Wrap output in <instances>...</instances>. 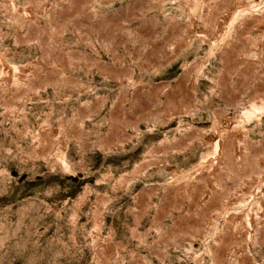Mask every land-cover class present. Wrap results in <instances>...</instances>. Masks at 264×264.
<instances>
[{"label":"rangeland","instance_id":"374dc122","mask_svg":"<svg viewBox=\"0 0 264 264\" xmlns=\"http://www.w3.org/2000/svg\"><path fill=\"white\" fill-rule=\"evenodd\" d=\"M0 264H264V0H0Z\"/></svg>","mask_w":264,"mask_h":264},{"label":"bare ground","instance_id":"6f19581e","mask_svg":"<svg viewBox=\"0 0 264 264\" xmlns=\"http://www.w3.org/2000/svg\"><path fill=\"white\" fill-rule=\"evenodd\" d=\"M151 54H152V53H151ZM151 54H150V56H149V55H148V56L151 57ZM152 55H153V54H152ZM153 56H154V55H153ZM181 78H183V77H181ZM181 80H182V79H181ZM183 81H184V80H183ZM181 84H182V83H181ZM183 85H185V84H183ZM183 85H182V86H183ZM182 86H181V87H182ZM183 87H184V86H183ZM176 88H177V87H176ZM178 89H179V88H178ZM180 89H181V88H180ZM181 92H182V91H181ZM222 118H224V117H222ZM222 121H223V124H224V125H229V124H230L226 119H222ZM223 124H222V126H223ZM238 124H239V123H238ZM236 125H237V124H236ZM223 127H224V126H223ZM227 127H228V126H227ZM236 127H237V126H236ZM221 129H222V128H221ZM232 129H233V127L231 128V130H232ZM224 130H225V129H224ZM234 130L237 131L236 128H235ZM234 130H233V131H234ZM231 132H232V131H231ZM221 136H222V134H218L217 137L220 138ZM207 137H209L210 139L214 140V144H218V143H220V142L223 143L221 139H218V138L216 137V135H208ZM215 138H216V139H215ZM222 138H223V137H222ZM206 139H207V138H206ZM207 140H208V139H207ZM218 140H219V141H218ZM220 140H221V141H220ZM208 141H209V140H208ZM210 142H212V141L210 140ZM221 143H220V146H221ZM218 145H219V144H218ZM218 147H219V146H218ZM221 147H222V146H221ZM223 147H224V146H223ZM221 150H222V149H221ZM233 152H234V149H233ZM242 152H243V151H242ZM242 152H241V153H242ZM225 153H226V152H225ZM219 154H220V153H219ZM234 155H235V154H234ZM221 156H222V154H221ZM227 159H228V158H227Z\"/></svg>","mask_w":264,"mask_h":264}]
</instances>
